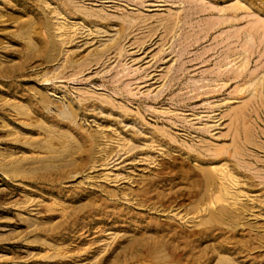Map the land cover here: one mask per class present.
I'll list each match as a JSON object with an SVG mask.
<instances>
[{"label":"rangeland","instance_id":"1","mask_svg":"<svg viewBox=\"0 0 264 264\" xmlns=\"http://www.w3.org/2000/svg\"><path fill=\"white\" fill-rule=\"evenodd\" d=\"M0 264H264V0H0Z\"/></svg>","mask_w":264,"mask_h":264},{"label":"bare ground","instance_id":"2","mask_svg":"<svg viewBox=\"0 0 264 264\" xmlns=\"http://www.w3.org/2000/svg\"><path fill=\"white\" fill-rule=\"evenodd\" d=\"M30 34V33H29ZM51 46H53V45H51ZM56 49H54V47H52L51 48V52H54ZM57 51V50H56ZM57 53V52H56ZM49 54V53H48ZM55 54V53H54ZM47 99V98H46ZM47 105V104H46ZM49 105H50V103H49ZM59 114H60V117H62V118H64V119H66V121H67V119H71V118H73L72 117V114H70V113H68V111L67 110H65V109H61L60 110V112H59ZM58 114V115H59ZM57 115V116H58ZM59 118V117H58ZM57 118V119H58ZM68 121H70V120H68ZM74 121V120H73ZM71 123V122H70ZM71 147V146H70ZM78 148V147H77ZM76 148V149H77ZM78 150V149H77ZM79 150H80V148H79ZM71 154L68 156V158H70V160L71 159H73V157H74V155H75V153L72 151V152H70ZM74 153V154H73ZM65 154V153H64ZM222 192H224V191H222ZM226 193V192H225ZM225 193H224V195H225ZM229 194V193H228ZM221 197V196H220ZM225 197V196H224ZM224 197H221V198H224ZM228 198V197H227ZM218 200V199H217ZM217 200H215V202L217 201ZM222 200V199H221ZM224 200V199H223ZM218 202V201H217ZM213 203V202H212ZM218 204H219V202H218Z\"/></svg>","mask_w":264,"mask_h":264}]
</instances>
